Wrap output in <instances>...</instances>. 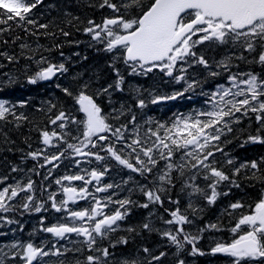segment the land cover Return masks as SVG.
<instances>
[{
  "label": "trees",
  "instance_id": "1",
  "mask_svg": "<svg viewBox=\"0 0 264 264\" xmlns=\"http://www.w3.org/2000/svg\"><path fill=\"white\" fill-rule=\"evenodd\" d=\"M113 2L119 4L120 0ZM101 3L102 0H43V3L33 10L32 18L39 24H47V29L26 25L29 30L25 31L13 26L11 31L0 33V99L16 105V113L26 117L20 121L12 117H9L7 122L0 121V179L3 180L0 188L15 186L17 183L23 186L31 180L33 189L30 194L33 195L35 204L44 205L40 212L24 210L21 207L24 203V193H21L15 200L9 202L12 205L11 210L0 211V258L4 257V253H8L10 257L12 252H22V249H13L11 247L13 244L28 243L44 247L45 250L52 249L53 245L61 251L70 249L62 256L42 257L33 261V264H78V262L86 264L88 255L100 256L99 251H89L87 245L83 243L84 238L75 233L66 234L65 238H58L43 231L42 228L65 222L67 218V213L56 212L49 200L50 195H55L58 204L65 199L62 187L69 182L64 181L62 185H57L56 179L74 174L89 178L87 174L91 170L102 171L106 166L109 171L101 177L99 183L93 181V184L87 185L92 195L83 200L85 203L80 205L70 202L67 207L72 210L87 209L94 203L92 196L101 199L104 203H108V197L113 201H132L125 208L120 209L122 212L126 211V215L117 222L119 226L116 231L109 232L103 239L97 238L96 247L108 248L112 253L108 264H123L125 260L148 264L151 256L143 252L144 248H149L153 255L166 253L160 264H178L180 260H183L184 264H231V258L224 254L212 255L211 249L218 242H230L232 238L230 227L234 226L242 213L248 211L247 207L233 211L229 205L237 201L245 205L254 204L264 195V164L258 171L242 168L239 174H234L235 168H239L240 165L253 160L260 161L264 157V144L249 140L250 136L257 135L264 139V127L256 121L255 114L237 113L238 121L230 124L232 131L226 132L221 137L219 146H222L223 154L215 153L216 167L229 176V181H222L219 186L217 185L216 191L219 195L212 204L208 203L203 194L195 193L187 186L190 183L199 185L210 195L209 181L204 179V174H197L194 181L190 180L195 170L189 171L186 168L183 175L180 172L172 173L174 186H164L167 191L160 193L164 201V205L160 206L158 203H150L142 189L155 191L160 187L158 176L165 170L164 160H159L157 168L152 173L141 175L126 166L119 165L106 152L100 151L99 145L104 142H99L96 148L89 146L88 149H84V151L99 152L106 157L103 161H97L93 156L81 157L70 154L67 145L56 138L52 139L51 145H44L42 142L43 131L61 133L70 130L68 141L79 143L78 140L72 139V136H80L79 126L68 124L66 129L61 130L57 125L51 124L50 120L60 111L70 113L76 119L82 120L83 113L78 111V105L73 98L81 90L93 96L114 127L128 125L125 136L130 142L137 132L142 140L146 139L148 129L154 130L157 123L170 125L177 117H194L199 112L212 110V93L217 91V86L223 85L226 88L231 86L228 80L229 72L215 66L231 51L239 53V48L230 45L218 46L206 43L198 46L195 50L198 54L204 55L211 67L205 69L202 65L193 64L192 68L188 67L186 73H181L177 68L173 75L185 77L179 82L159 69H154L147 75L131 74V68L124 63L122 50L108 52L104 43L93 40L91 34L84 31L90 26L89 20L102 24L106 17L114 15L111 9L101 8L99 6ZM63 32L69 35L65 36ZM22 45L27 47H21ZM245 55L249 54L245 53ZM8 56L14 57V60L10 61ZM41 57L55 65L64 64L67 71L57 74L50 81L29 83L28 77L41 67L37 64V60ZM249 59H251L250 55ZM114 69H118L123 77L122 91L116 89L118 77ZM210 71H220L221 74L211 76ZM231 71H254L264 75V67L243 61H233ZM193 80L198 83L192 89L185 91L188 83ZM109 85H112V88L107 93L101 92ZM63 88H68L73 96L66 95ZM176 93L183 94L176 95L175 99L152 103V99L157 96H172ZM139 99H144L145 107H138ZM20 102L26 103L20 106ZM52 105L55 107H51ZM120 112L123 114L119 115V119H112ZM132 116L136 117L135 125L129 123ZM107 135L111 137V133ZM115 146L119 149L121 144L116 143ZM38 150L43 151L47 156L64 151L65 156L59 161H54L53 164L41 167L45 163L43 156L34 160L28 155ZM122 157H128L129 162L135 164L134 157L130 156L127 150ZM180 157L181 153L177 151L173 159L176 163H180ZM229 159L233 161L232 164L227 163ZM75 160L80 161L79 166ZM13 168L17 171H13ZM231 181H235L239 187H235ZM108 184H112L113 187L106 192L97 193L94 190L96 186ZM81 185V181L72 182V186L77 188ZM169 198L171 201H178V205L171 203ZM145 203L149 204L147 208L142 207ZM189 203L192 204V208H189ZM177 207L191 220V223L183 226L184 230L190 236L198 237L195 246L200 252L205 253L204 255L193 254V246L187 243L182 249H178L162 236L163 231L174 230L175 225H167L164 221L171 219L170 212ZM118 208H120L119 204L108 203L105 212L111 214ZM166 209L168 211H165ZM145 223H149L154 230L151 232L145 230L143 228ZM211 224L217 225L219 230L206 227ZM121 239H126L127 244L118 243ZM8 260L5 264H24L19 257ZM152 264L157 262L153 261Z\"/></svg>",
  "mask_w": 264,
  "mask_h": 264
},
{
  "label": "snow or ice",
  "instance_id": "2",
  "mask_svg": "<svg viewBox=\"0 0 264 264\" xmlns=\"http://www.w3.org/2000/svg\"><path fill=\"white\" fill-rule=\"evenodd\" d=\"M42 3L43 0H0V26H7L0 27V33L11 31L13 26L20 27L25 31L29 30L25 27L26 25L47 29V24H39L32 18L33 10ZM99 6L111 9L114 15L106 17L102 24H96L89 20L90 26L84 31L91 34L93 40L104 43L106 51L122 50L124 63L131 68V74L147 75L154 69H159L179 82L185 77L184 75H173L177 68L181 73H186L188 67H192L193 64L202 65L205 69L211 67L204 55L198 54L195 50L198 46L206 43L218 46L230 45L233 48H239V53L231 51L215 66L222 71L229 72L228 80L231 86L227 88L223 85L217 86V91L212 93V110L199 112L194 117H177L170 125L157 123L154 130L148 129L146 139L142 140L137 132L135 138H131L130 142L125 136L128 125L122 124L120 127H114L108 117L103 114L93 96L81 90L73 98L78 105V111L83 113L82 120H78L64 111H60L54 119L50 120L51 124L57 125L61 130L66 129L68 124L79 126L80 136H72V139L78 140L79 143L74 144L68 141L69 130L61 133L43 131L41 133L43 144L51 145L52 139L56 138L67 145L70 154L81 157L93 156L95 160L103 161L106 157L100 155L99 152L84 151V149H88L89 146L96 148L99 142H104L99 145L100 151L106 152L119 165L126 166L141 175L152 173L157 168L159 160H164L166 162L165 170L158 176L160 187L155 191L142 189L150 203H158L161 206L164 201L160 193L167 191L164 186H174L172 173L180 172L183 175L186 168L189 171L195 170L190 180L194 181L197 174H204V179L209 181L210 195L204 192L199 185L190 183L187 186L191 187L193 192L203 194L209 204L214 203L219 195L216 191L217 185L222 181H229V176L216 167L215 153L223 154L219 142L226 132L232 131L230 124L239 119L236 114H255L256 121L264 127V75L254 71H231L233 61H243L264 67V0H120L119 4L114 3L113 0H102ZM63 35L67 36L69 33L63 32ZM21 47H27V45ZM245 53L249 54L251 59ZM7 58L10 61L14 60V57L11 56ZM37 64L41 67L28 77V82L31 84L48 81L58 72L67 71L64 64H52L44 57L37 60ZM114 70L118 77L116 89L122 91L123 77L118 69ZM209 74L218 76L221 72L210 71ZM197 83L195 80L188 83V88L185 91L192 89ZM57 87L60 86L57 85ZM84 87L86 88L87 85ZM110 88L112 85L102 89L101 92L107 93ZM63 91L66 95L73 96L68 88H63ZM182 94L157 96L152 99V103L175 99L176 95ZM24 103L26 102H20V106H23ZM145 106L144 99H139L138 107ZM51 107H55V105ZM15 109L16 105L0 99V121L7 122L9 117L16 121L26 119L22 114L18 115ZM114 111L116 110L114 109ZM122 114L120 112L112 119H119V115ZM135 122L136 117L132 116L129 123L135 125ZM107 133H111V137ZM249 140L253 143L264 144V139L259 135L250 136ZM116 143L121 144L119 149L116 148ZM126 150L130 156L134 157L135 164L122 157ZM177 151L181 153L180 163H176L173 159ZM28 155L34 160L43 156L45 163L41 167H44L53 164L54 161L61 160L65 156V152L58 151V154L47 156L43 151L38 150L30 152ZM227 163L232 164L233 161L229 159ZM76 164L79 166L80 161L77 160ZM262 164H264V157L260 161L253 160L240 165L239 168H235L234 174H239L242 168L258 171ZM12 170L17 171L16 168ZM108 171L109 169L105 166L102 171L91 170L87 174L89 178L81 174L65 175L55 181L57 185H62L64 181L69 182L68 185L62 187L65 199L58 204L55 195L49 196L51 207L56 212H66L67 218L65 222L43 227L42 230L58 238H65L66 234L72 233L83 237V243L87 245L89 251L101 253L100 256L88 255L86 264H108L112 253L108 248L96 247L97 238L103 239L109 232L116 231L119 226L117 222L124 219L126 215V211L122 212L120 209L125 208L132 201H113L111 197H108V203L120 205V208L111 214L105 212L108 203L102 202L95 196H92L94 203L87 209L72 210L67 205L70 202L76 203L77 200L87 199L91 196L87 185L93 184V181L98 184L101 177ZM75 181H81L82 185L79 188L72 186V182ZM2 182L3 180L0 179V183ZM231 183L235 187H239L235 181H231ZM112 187V184L96 186L95 191L97 193L106 192ZM32 189L33 182L31 180L23 186L17 183L15 186L8 185L0 188V211L11 210L12 205L9 202L24 193V203L21 207L26 211L40 212L44 205L42 203L35 204L33 195L30 194ZM223 195H227V193H223ZM170 202L177 205L179 203L171 201V199ZM148 206V203L142 205L145 208ZM245 207L248 211L242 213L234 226L229 229L232 233L230 242L216 243L215 247L211 249V254H224L231 258V264H264V195L254 204L245 205L237 201L229 205L233 211ZM189 208H192L191 203H189ZM170 216L171 219L164 223L175 225V228L163 231L162 236L176 245L178 249H182L187 243L193 246V254L204 255L205 253L200 252L195 246L198 237L190 236L184 230L183 226L191 223L188 216L181 213L179 207L172 210ZM77 221L80 222L79 225L76 223ZM11 222L9 221V223ZM85 222H88V226H85ZM43 223L42 218L41 224L43 225ZM206 227L219 230L215 224ZM143 228L150 232L154 230L149 223L143 224ZM127 242L126 239L118 241L122 244H127ZM11 247L22 249V252H12L10 257L8 253H4V257L0 258V264H5L9 258L15 260L17 257L24 261V264H33V261L42 257L50 255L59 257L70 251V249L61 251L55 245L52 246V249L45 250L44 247L35 246L33 243L13 244ZM76 250L79 251V249ZM143 252L151 256L148 264H152L153 261L160 264L162 258L166 256L164 252L153 255L149 248H144ZM123 264H140V262L125 260ZM178 264H184V261L180 260Z\"/></svg>",
  "mask_w": 264,
  "mask_h": 264
},
{
  "label": "bare ground",
  "instance_id": "3",
  "mask_svg": "<svg viewBox=\"0 0 264 264\" xmlns=\"http://www.w3.org/2000/svg\"><path fill=\"white\" fill-rule=\"evenodd\" d=\"M119 57V56H118ZM192 68V67H191ZM247 70V69H246ZM175 74V73H174ZM183 86V85H182ZM180 88V87H179ZM174 93V92H173ZM147 94V93H146ZM205 97V96H204ZM211 97V96H210ZM212 98V97H211ZM208 100V99H207ZM147 101V100H146ZM195 105V104H194ZM202 105V104H201ZM198 108V107H197ZM192 109V108H191ZM74 114V113H73ZM222 147V146H221ZM60 148V147H59ZM220 153V152H219ZM217 154V153H216ZM223 157V156H222ZM128 158V157H127ZM76 161V160H75ZM75 163V162H74ZM227 167V166H226ZM58 168V167H57ZM125 169V168H124ZM49 170V169H48ZM234 170V168H233ZM121 172V171H120ZM199 175V174H198ZM203 177V176H202ZM120 178V177H119ZM104 179V178H103ZM114 181V180H113ZM121 182V181H120ZM115 185V184H114ZM156 185V184H155ZM22 186V185H21ZM219 186V185H218ZM221 186V185H220ZM133 187V186H132ZM228 188V187H227ZM95 190V189H94ZM113 192V191H112ZM95 193V192H94ZM39 198V197H38ZM164 205V204H163ZM161 206V205H160ZM219 237V236H218ZM44 240V239H43ZM75 241V240H74ZM41 242V241H40ZM110 244V243H109ZM68 248V247H67ZM18 260V259H17ZM9 261V260H8ZM17 262V261H16ZM9 263V262H8ZM15 263V262H14Z\"/></svg>",
  "mask_w": 264,
  "mask_h": 264
},
{
  "label": "flooded vegetation",
  "instance_id": "4",
  "mask_svg": "<svg viewBox=\"0 0 264 264\" xmlns=\"http://www.w3.org/2000/svg\"><path fill=\"white\" fill-rule=\"evenodd\" d=\"M76 203H79L80 205H81V204L83 205V199H81V200H77ZM76 223L79 225L80 222L77 221ZM85 226H88V222H85Z\"/></svg>",
  "mask_w": 264,
  "mask_h": 264
},
{
  "label": "water",
  "instance_id": "5",
  "mask_svg": "<svg viewBox=\"0 0 264 264\" xmlns=\"http://www.w3.org/2000/svg\"><path fill=\"white\" fill-rule=\"evenodd\" d=\"M51 80V79H50Z\"/></svg>",
  "mask_w": 264,
  "mask_h": 264
}]
</instances>
